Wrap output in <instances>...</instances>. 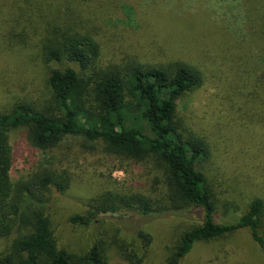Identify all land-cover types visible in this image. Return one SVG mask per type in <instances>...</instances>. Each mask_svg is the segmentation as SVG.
Returning a JSON list of instances; mask_svg holds the SVG:
<instances>
[{"label":"trees","instance_id":"obj_1","mask_svg":"<svg viewBox=\"0 0 264 264\" xmlns=\"http://www.w3.org/2000/svg\"><path fill=\"white\" fill-rule=\"evenodd\" d=\"M106 1L0 0V50L15 60L35 47L33 71H43L46 92L39 97H14L0 107V239L8 241L0 249V264H111L112 255L128 264H153L157 255L153 236L141 227L128 236L115 228L82 253L59 247L46 200L51 190L64 192L70 177L45 169L14 184L9 133L18 128L25 129L34 148L47 154L76 138L82 146L120 160V167H139L138 187L107 190L86 213L70 217L71 223L88 226L99 214L189 220L199 213L198 220L175 232L171 244L164 246L161 264H180L197 244L234 238L244 230L254 252L264 255V192H249L239 215L226 209V219L218 222L215 195L197 167L210 157L214 161L215 150L210 139L192 129L178 111L179 100L198 91L210 70L198 61L201 45L192 47L199 53L186 61L133 60L104 67L99 64L100 44L94 30L110 11L104 8ZM151 4L153 10L155 3ZM234 6L235 30L209 32L217 35L213 39L220 50L235 43L229 61L237 55L232 66L236 76L224 81L232 97L230 108L244 112L248 138H252L257 130L264 133V0H241ZM169 14L179 29L195 28L193 18ZM183 34L176 29V39L187 43ZM247 45L248 60H243L241 50ZM24 61L29 67L31 61ZM38 78L33 80L38 83ZM79 153L69 154L76 159ZM213 170L217 176L220 167L214 165Z\"/></svg>","mask_w":264,"mask_h":264},{"label":"rangeland","instance_id":"obj_2","mask_svg":"<svg viewBox=\"0 0 264 264\" xmlns=\"http://www.w3.org/2000/svg\"><path fill=\"white\" fill-rule=\"evenodd\" d=\"M114 1H106L104 8L110 11L94 30L100 44L99 64L102 66L133 60L155 64L186 61L199 53L195 49L197 42L201 45L202 54L199 53L198 61L209 65L210 70H207L205 83L198 91L179 100L178 111L192 129L210 139L215 150L213 162L210 157L197 167L206 175L215 195L216 220L222 222L226 219L223 214L226 209L239 215L238 210L248 203L249 192H264L259 189L264 187V133L257 130L252 138H248L246 115L243 111L230 108L232 97L227 95L228 85L224 78L230 81L236 76L232 66L236 65L237 55L229 61V53L234 52L235 43H227L220 50L219 42L213 39L217 35L210 32L222 28L228 33L235 30L238 11L234 5L241 0ZM151 3H155L154 14ZM228 4L232 6L228 7ZM169 12L175 16L179 14L185 20L193 18L196 20L193 22L195 28L186 29L183 25L179 29L180 24ZM242 21L239 19L238 23ZM176 29L182 30L187 43L176 39ZM23 52V56L14 60L9 57L10 53L0 50L2 108L7 106L6 101L14 97H39L43 91L46 93L43 71L37 74L33 71L35 47ZM24 59L31 61L29 67ZM241 59L248 60V45L241 50ZM33 77H39L38 83ZM237 100L234 99L236 103ZM9 141L13 153L10 176L14 184L22 179L30 180L45 169H52L56 173L65 172L70 177V185L64 192L51 190L46 200V212L52 221L58 246L63 249L82 253L100 236L108 238L115 228H121L123 235L128 236L141 227L154 238L152 246L157 255L153 264H161L163 248L171 244L174 233L200 218L199 213L190 215L189 220L174 216L141 218L128 213L121 216L99 214L98 220L91 225L73 224L70 217L86 213L107 190L138 187L142 180L139 167H120V160L100 153L96 148H86L76 138L62 143L60 149L52 154L34 148L23 128L12 130ZM72 145L76 147L72 148ZM77 150L80 155L74 159L69 153ZM213 163L215 167H220L217 176ZM7 242L6 239H0V249ZM110 263L128 264L117 255L110 257ZM180 264H264V255L259 251L254 252L244 230L234 238L197 244Z\"/></svg>","mask_w":264,"mask_h":264}]
</instances>
